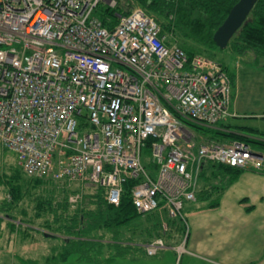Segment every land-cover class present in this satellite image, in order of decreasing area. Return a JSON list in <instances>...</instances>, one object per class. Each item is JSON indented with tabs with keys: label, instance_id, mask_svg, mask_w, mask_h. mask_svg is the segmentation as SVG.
<instances>
[{
	"label": "built area",
	"instance_id": "1",
	"mask_svg": "<svg viewBox=\"0 0 264 264\" xmlns=\"http://www.w3.org/2000/svg\"><path fill=\"white\" fill-rule=\"evenodd\" d=\"M101 3L116 2L0 0V147L28 177L79 186L71 205L96 186L118 205L133 179L139 213L164 209L185 222L203 165L261 170L263 157L189 129L230 116L231 81L218 61L167 45L140 7L107 28L94 14ZM165 247L161 238L144 245L150 256Z\"/></svg>",
	"mask_w": 264,
	"mask_h": 264
},
{
	"label": "trees",
	"instance_id": "2",
	"mask_svg": "<svg viewBox=\"0 0 264 264\" xmlns=\"http://www.w3.org/2000/svg\"><path fill=\"white\" fill-rule=\"evenodd\" d=\"M115 1V8L109 9L103 5L97 10V16L105 27L112 28L117 23L118 16L126 15L133 6L140 7L156 18L162 34L167 37V44L177 41L174 36L177 35L179 38L184 39L183 43L178 46L189 57L194 54H201L211 59L214 58L211 57L210 49L217 48L213 41V34L223 23L233 5L238 2V0H125L128 1L129 8L123 11L121 0ZM227 47L241 57L246 55L254 56L255 58L264 56V0H257L254 3L247 19L233 34ZM223 69L232 79L231 74L228 73L229 71L224 66ZM188 124L194 129L210 132L211 135L207 137L209 140L221 142L225 139L227 141H242L247 144L249 142L255 143L264 153V141ZM240 129L256 132L250 128L240 127ZM202 135L205 134L202 133ZM213 168L222 172V175H220L222 178L216 175L215 180L210 179V186H205L201 194V200L208 201L210 207L218 205L220 193L229 183L238 178L242 170L245 169L209 162L202 168L200 177L203 178L199 177L198 181L203 179L206 183L208 181L206 173ZM248 168L251 167L248 166ZM261 170L264 172V167ZM52 182L57 184L54 181L48 182L30 177L26 180L19 171H15L2 182L8 190L9 203H7V207L9 209L14 208L21 202V197L25 190L26 194L32 196V201L36 203V217L52 216L53 225L49 224L48 220H44L43 224L47 227H52L55 234L65 237L61 240L56 250L54 247L49 250L50 256H43L44 260L48 261L47 264H59L66 261H73L76 264H107L126 257L137 258L140 255L145 256L146 251L141 242L129 241L128 239L120 240L118 236L121 234L122 229L137 225V220L146 215L152 218L153 233H149V236L153 239L162 236L158 211L139 213L132 203L131 188L136 183V180L128 179L123 184L118 205L107 202L105 198L106 189L99 186L89 188V191L87 190L82 195L83 201L81 200V205L76 207L72 213H69L68 198L75 192L67 189L72 187L59 183L61 189L55 186L51 189L53 184L50 185V188L47 187L48 183ZM30 191L34 192V194H30ZM55 191L61 198L60 201H54ZM161 210L163 211L164 209ZM23 212L24 210L22 214ZM152 214L155 216H151ZM164 214L167 217L165 210ZM180 221L177 218L172 223L179 224ZM8 226L10 233L14 234V224L10 223ZM178 229L180 230V228ZM100 231L102 233L97 234ZM147 232L150 231L148 230ZM16 233L26 238L30 232L28 228H24L18 230V232L16 230ZM106 234H110L112 237L108 240L105 238ZM44 236L51 238L46 234ZM153 239H148L147 241ZM105 249H108L111 255L104 256ZM43 253L45 251L37 256ZM20 261L26 263L27 260L21 259ZM33 262L30 261L26 264Z\"/></svg>",
	"mask_w": 264,
	"mask_h": 264
},
{
	"label": "rangeland",
	"instance_id": "3",
	"mask_svg": "<svg viewBox=\"0 0 264 264\" xmlns=\"http://www.w3.org/2000/svg\"><path fill=\"white\" fill-rule=\"evenodd\" d=\"M120 3L123 11H126L129 8L128 1L121 0ZM102 6L103 4L101 3L95 9L94 14ZM174 36L177 41H172V42L178 43V45L183 43L184 39L179 38L177 35ZM210 52L212 55L211 57H213L216 61L220 62L226 68V70L229 71L228 73L231 74L233 77L232 96L233 95L235 96L234 97L235 104H237V106H239L241 109L247 107L245 111L238 112V114L241 115H238L236 117L233 116V118H230L228 120V123H230L232 126L234 125L248 126V127L245 126L244 127L253 129L256 131V133H253L251 130L250 131L251 135L248 136L247 138L254 137L256 138V140L264 141V117L262 115L261 116L255 115L253 112H251L253 110L254 112L264 115V56L255 58L254 56L246 55L241 57L237 55L235 52L230 51L229 47H226L225 49L211 48ZM222 122L223 123H220V125L224 124L225 121ZM189 129L193 130L199 137L204 139H208L207 138L208 135H211L210 132L197 130L191 126H189ZM202 133L205 135H202ZM238 136L246 137V135L243 134H239ZM221 142L229 143L231 141H227L224 139V141ZM248 144L252 151L261 152V149L257 144L250 142ZM149 158H150V152L147 149H143L141 153L142 162L147 163ZM245 169H249L253 172H260V170H256L253 168H245ZM15 171H19L26 180L27 178H29L22 173L21 169L16 164L14 154L10 151L4 150L3 148H0V235H1L0 264H5V263L26 264L27 262L29 263L30 261H34L31 264H47L48 261L46 262L43 256L46 255L50 256L51 254H49L50 253L49 250L52 247H54V249L56 250L60 245L61 240H63L65 237L60 234H55L52 227L50 228L43 224L44 220H48L49 224L53 225L52 216L45 215L42 218L36 217L37 214V211L35 209L36 203L32 201L33 199L32 196L26 194L25 190L21 197V202H19L14 208L11 207L12 209H9V207H7V203H9L8 190L6 185L2 182L4 179H6V177L10 176ZM206 175L208 177V181L206 183L203 179H199L198 181L200 186V191L197 194V199H196L197 202H200L202 198L201 194L203 193L204 186H210L209 185L210 179L215 180L216 175L222 178V176H220L222 175V172H220L215 168L208 170ZM43 181L50 182V180H43ZM51 184H53V186H51V189H53L54 186L58 189L59 188L61 189V186H59V184H54L53 182L48 183L47 187L50 188ZM236 184L237 186L233 188L234 185ZM240 186H243L242 179L239 180L238 178H236L234 181L229 183L220 193L218 198V205L216 206L210 207L209 202L204 201L203 204L205 209L220 211V213L218 214V217L216 219L210 218V220L209 219L205 220L203 222V227L214 228L216 230H225L226 224L223 222V219L221 217L222 215L224 216L228 215L233 211L235 212L237 205L238 207L241 208L242 212L245 215H247V221H245L244 223H240L239 225H233V229H236L238 226H240L249 230L251 226L252 228H254L252 230L256 232L264 230V199L260 197L258 200H256L254 197L251 196L249 198L239 197ZM71 187L73 189L72 188H67V189H70V191L72 190V192L75 193L78 192L77 190L73 191L76 189V187L74 186ZM83 192H87V189L84 188ZM29 193L34 194V192L32 191H30ZM81 195H83V193H81ZM53 199L56 202L61 200V198L57 195L56 191L54 193ZM82 201L77 205H71L68 203L70 209L69 213H72L76 207L81 205ZM189 204L190 202L188 203V205ZM195 204L196 203H194L188 208V210L191 209L190 210L191 212L188 213V217L193 211H196V209L194 210ZM23 210L24 212L22 214ZM228 211L230 213H228ZM151 216L154 217L155 215L152 214ZM162 216H164V214H162ZM162 216L158 215L160 220L162 219ZM219 218L220 220H218ZM10 223L14 224L15 227L14 234H11L9 231L8 224L10 225ZM206 223L208 224V227L206 226ZM215 224H217L216 228H215ZM175 225L178 228L182 227L181 223L179 224L175 223ZM152 227H153L152 218H149L148 215L142 216L141 219L137 220V225L122 229L121 234L118 237H120L119 238L120 240H125V239H128L129 241L134 240L137 242H141L143 245H146L148 242H151V241H147L148 239H153L152 237L149 236V233L150 234L153 233ZM24 228H28L30 232L26 238H23L16 233V230L18 232V230H22ZM148 230L150 232H147ZM101 233L102 231L97 232V234H101ZM45 234L47 236H50L51 238L44 236ZM179 235H180L179 231L175 230V228L172 226L170 228L169 235H167L165 239L167 240V242L171 244H175L176 247L183 240V238H181ZM249 236L250 235L247 236V239L249 238ZM111 237L112 236L110 234H106L105 236V238H107L108 240ZM44 251L45 253L41 254L40 256H37ZM104 251H105L104 256L111 255V253L108 252V249H105ZM174 254H175L176 264H203L197 262L196 260H188V256L185 253H179L176 251ZM21 259L22 260L26 259L27 260L26 263H22L20 261ZM145 259L158 262L156 258L149 257L146 255L145 256L141 255L139 261L141 262ZM160 262H165L167 264L166 259L161 260ZM59 264H76V262L66 261ZM107 264H124V262L121 259H118L114 262H110Z\"/></svg>",
	"mask_w": 264,
	"mask_h": 264
},
{
	"label": "crops",
	"instance_id": "4",
	"mask_svg": "<svg viewBox=\"0 0 264 264\" xmlns=\"http://www.w3.org/2000/svg\"><path fill=\"white\" fill-rule=\"evenodd\" d=\"M232 84L233 80L231 82V97L228 106L230 117H227L224 120V124L220 125L219 123L216 129L220 130L221 132L234 133L238 135L245 133L243 135H246V137H248L251 135L250 131L244 129L239 130L240 127L245 128L248 126H232L230 123H228V120L230 118H233V116L236 117L238 115H241L238 114V112L245 111L247 109V107L241 109L239 106H237V104H235V96H232ZM251 112H253L255 115H262L264 117L263 114L254 112L253 110ZM220 126H222V128ZM238 179L243 180V186L239 187V197L249 198L251 196L256 200H258L260 197L264 199L263 171L253 172L249 169H245L240 173ZM237 184L234 185L233 188H235ZM194 203H196L194 206V210L196 209V211H193L188 217V213L191 212V209L188 210V208ZM203 203L204 201L202 200H200V202H197V200H195L194 202H190V204L185 208V214L187 215L186 224L188 226V239L185 245V254H187L188 260H196L197 262L203 264H264V230L256 232L252 230L254 228H252L251 226L249 230L240 226H238L236 229H233V225H239L240 223H244L245 221H247V215H245L242 212L241 208L237 205L235 212L233 211L232 213H230L228 211V213L230 214L225 216L221 214V218L226 224L225 230L205 228L203 227V222L208 219L210 220V218L216 219L220 211L207 210L204 208ZM218 220H220V218ZM206 226L208 227L207 223ZM216 226L217 224H215V228ZM248 235L250 236L247 239ZM174 253L175 252L171 249H165L159 252L157 256L153 257L156 258L158 262L149 259H145L140 262L139 259L141 255L137 258L126 257L122 258L121 260L124 262V264H166L165 262H160L161 260L166 259L167 264H176Z\"/></svg>",
	"mask_w": 264,
	"mask_h": 264
},
{
	"label": "water",
	"instance_id": "5",
	"mask_svg": "<svg viewBox=\"0 0 264 264\" xmlns=\"http://www.w3.org/2000/svg\"><path fill=\"white\" fill-rule=\"evenodd\" d=\"M257 0H238L230 9L223 23L213 34V41L217 48L225 49L233 34L247 19L254 3ZM260 156V154H258Z\"/></svg>",
	"mask_w": 264,
	"mask_h": 264
}]
</instances>
